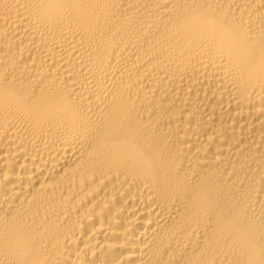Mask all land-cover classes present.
I'll return each instance as SVG.
<instances>
[{
  "label": "bare ground",
  "instance_id": "bare-ground-1",
  "mask_svg": "<svg viewBox=\"0 0 264 264\" xmlns=\"http://www.w3.org/2000/svg\"><path fill=\"white\" fill-rule=\"evenodd\" d=\"M0 264H264V0H0Z\"/></svg>",
  "mask_w": 264,
  "mask_h": 264
}]
</instances>
